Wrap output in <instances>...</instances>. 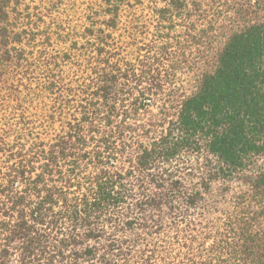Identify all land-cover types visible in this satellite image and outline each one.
Here are the masks:
<instances>
[{
	"label": "trees",
	"instance_id": "16d2710c",
	"mask_svg": "<svg viewBox=\"0 0 264 264\" xmlns=\"http://www.w3.org/2000/svg\"><path fill=\"white\" fill-rule=\"evenodd\" d=\"M243 6L0 0V264H148L164 206L216 180L264 198V20ZM157 102L175 118L144 121Z\"/></svg>",
	"mask_w": 264,
	"mask_h": 264
},
{
	"label": "rangeland",
	"instance_id": "374dc122",
	"mask_svg": "<svg viewBox=\"0 0 264 264\" xmlns=\"http://www.w3.org/2000/svg\"><path fill=\"white\" fill-rule=\"evenodd\" d=\"M243 4L241 12L234 16H244L241 25L264 20L263 0H243ZM176 113L177 107H174L166 115L162 114L157 102L143 120L161 123L164 118L162 124H166ZM200 169L201 164L196 160L182 162L180 172H183L182 188L186 196L196 194L200 188L197 186ZM201 194L195 204L188 200L187 204H177L174 209L164 206L158 211V224L151 222V226L144 228L145 231L156 230L152 235L141 230L148 240L157 238L158 247L153 257L146 249L148 264H236L242 256H264V198L261 195L236 180H216L210 188L201 189ZM128 237L138 246L136 248L145 249L146 240L137 239L132 232ZM178 241L185 246H180ZM135 255V252L124 254L120 263L137 264L139 261L142 264V259Z\"/></svg>",
	"mask_w": 264,
	"mask_h": 264
}]
</instances>
